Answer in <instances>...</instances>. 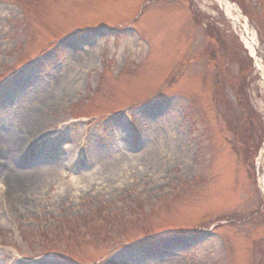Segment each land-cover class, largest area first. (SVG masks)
<instances>
[{"label": "rangeland", "instance_id": "obj_1", "mask_svg": "<svg viewBox=\"0 0 264 264\" xmlns=\"http://www.w3.org/2000/svg\"><path fill=\"white\" fill-rule=\"evenodd\" d=\"M225 1L0 0L2 116L66 77L16 163L53 175L0 184V264H264V0Z\"/></svg>", "mask_w": 264, "mask_h": 264}, {"label": "bare ground", "instance_id": "obj_2", "mask_svg": "<svg viewBox=\"0 0 264 264\" xmlns=\"http://www.w3.org/2000/svg\"><path fill=\"white\" fill-rule=\"evenodd\" d=\"M228 4L229 3H227V5ZM227 13L229 15H233L231 7H229ZM243 29L245 30L243 39L246 45L251 49L253 55L256 56L255 58H256L257 67L259 68L262 82L264 84V62L261 59L262 56L258 55L259 53L256 46L257 43L254 36V32L250 30V26L248 27L247 24H244ZM65 78L63 77L60 79H57V77L53 79L50 78L52 80V85L50 84L51 81L46 82L44 84H40V87L38 88L37 92L34 94L33 99L28 98L29 104L26 105L25 110L21 108L16 110V108L12 106V109L15 112H10L11 113L9 115L10 119L2 116L3 113L1 112V107H0V121L1 122L4 121V124L0 128V156L7 158L9 157L12 162H15V165H13L12 167H8L10 162L8 165H3L0 159V170L4 171V169H7L6 174L4 171L5 176H2V173L0 171V184L6 183V185H8V189L6 190V193L10 195L9 199L15 198V195H17L18 202L16 205L23 206L26 203L25 200L23 199V195L30 194V192L32 193L35 189L39 188V186L42 183H44L45 179H47L49 175H53L52 169H50L53 167L46 166L44 169H42L41 167L33 166V168L36 167L37 168L28 171L24 167L23 168L19 167V165H17L16 163L21 157L26 161V159L29 160L33 156H36L35 154H37V152H42L46 150V148L53 149V146H50L48 142L45 141L42 142L41 144L40 143L36 144L37 143L36 137H38L39 134L42 132L41 129L46 121V114L44 110L52 105L53 96L61 93L60 89L62 87V84L66 85ZM41 93L44 94L43 99L42 98L39 99V97L37 96L39 94L41 95ZM27 95L31 96L32 93L28 92ZM30 99H32V101ZM34 144H36V148L34 151H32L30 148ZM148 148L149 147H147L144 152H147ZM72 149H73V145L70 146V150L66 149V151L63 150L58 154L53 151V153L58 155V157L60 156L67 157L70 154V152L68 151H71ZM70 159L71 160L73 159V155H70ZM38 161L39 159H35V161L33 162H38ZM54 168H59V167L56 166ZM85 177L89 178L88 181L90 180V175L87 174H80L78 178L74 177V180L77 183H80L81 180L84 179ZM1 197L2 194L0 192V198Z\"/></svg>", "mask_w": 264, "mask_h": 264}]
</instances>
